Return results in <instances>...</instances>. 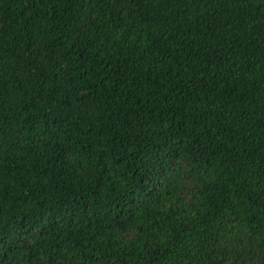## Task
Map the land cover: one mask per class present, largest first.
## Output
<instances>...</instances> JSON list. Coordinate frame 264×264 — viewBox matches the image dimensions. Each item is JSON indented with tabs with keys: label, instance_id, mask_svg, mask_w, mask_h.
I'll list each match as a JSON object with an SVG mask.
<instances>
[{
	"label": "trees",
	"instance_id": "16d2710c",
	"mask_svg": "<svg viewBox=\"0 0 264 264\" xmlns=\"http://www.w3.org/2000/svg\"><path fill=\"white\" fill-rule=\"evenodd\" d=\"M0 264H264V0H0Z\"/></svg>",
	"mask_w": 264,
	"mask_h": 264
}]
</instances>
